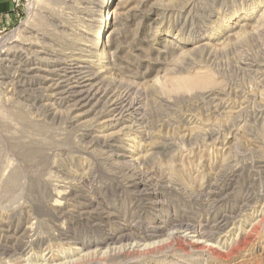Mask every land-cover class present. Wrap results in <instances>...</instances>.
Returning a JSON list of instances; mask_svg holds the SVG:
<instances>
[{
    "label": "rangeland",
    "instance_id": "rangeland-1",
    "mask_svg": "<svg viewBox=\"0 0 264 264\" xmlns=\"http://www.w3.org/2000/svg\"><path fill=\"white\" fill-rule=\"evenodd\" d=\"M12 1L0 264H264V0ZM65 62L91 74L85 108L64 94ZM184 224L212 252L109 240Z\"/></svg>",
    "mask_w": 264,
    "mask_h": 264
},
{
    "label": "bare ground",
    "instance_id": "bare-ground-1",
    "mask_svg": "<svg viewBox=\"0 0 264 264\" xmlns=\"http://www.w3.org/2000/svg\"><path fill=\"white\" fill-rule=\"evenodd\" d=\"M141 13V12H140ZM109 15H110V12H109ZM107 16L106 18H103V25H104V27L102 28V29H98V31H97V33L95 34V37H96V39H97V44L98 43H100V37L101 36H103L102 34L104 33V28L106 27V26H109V25H111V23H112V19H113V13L111 14V16ZM114 20H115V18H114ZM21 43V42H20ZM25 43V42H24ZM102 43V42H101ZM21 45V44H20ZM104 45L106 46V43H104ZM41 48H43V47H41ZM45 48H49V47H45ZM51 48V47H50ZM54 48V47H53ZM52 49V48H51ZM83 50V49H82ZM94 50H101L100 49V47L98 46H96L95 48H94ZM53 51V50H52ZM51 51V52H52ZM58 51V50H57ZM39 52V51H38ZM40 52H42V51H40ZM50 52V53H51ZM67 52V51H66ZM75 52V51H74ZM54 53V52H53ZM63 53H65V52H63ZM68 53V52H67ZM73 53V52H72ZM71 53V54H72ZM84 54V53H83ZM90 54V53H89ZM88 54V55H89ZM42 55V54H41ZM44 55V54H43ZM49 55H51V54H49ZM53 55V54H52ZM62 55V54H61ZM64 55V54H63ZM81 55V54H80ZM87 55V54H86ZM93 55V54H92ZM5 56V55H4ZM59 56V55H58ZM57 56V57H58ZM83 56H85V55H83ZM98 56V55H97ZM28 57V56H27ZM42 57V56H41ZM44 57V56H43ZM48 57V56H47ZM51 57V56H50ZM56 57V56H55ZM86 57V56H85ZM91 57V56H90ZM76 59H77V57H75ZM39 59V58H38ZM48 59V58H47ZM58 59H60V58H58ZM67 59V58H66ZM65 59V60H66ZM86 59H87V57H86ZM91 59V58H90ZM53 60V59H52ZM70 60H71V58H70ZM75 60V59H74ZM78 60V59H77ZM77 60H75V61H77ZM83 60H85V59H83ZM42 61V60H41ZM47 61V60H46ZM73 61V60H72ZM71 61V62H72ZM86 61V60H85ZM40 62V61H39ZM69 62V61H68ZM82 62V61H81ZM95 62V61H94ZM33 63V62H32ZM46 63V62H45ZM53 63V62H52ZM61 63V62H60ZM66 63V62H65ZM85 63V62H84ZM46 65V64H45ZM56 66V65H55ZM25 67V66H24ZM29 67V66H28ZM35 67V66H34ZM89 67V66H88ZM38 68V67H37ZM50 68V67H49ZM90 68V67H89ZM33 69V68H32ZM35 69V68H34ZM45 69V68H44ZM63 69V68H62ZM22 70V69H21ZM30 70V69H29ZM36 70V69H35ZM89 70V69H88ZM43 71V70H42ZM55 71V70H54ZM53 71V72H54ZM57 71V70H56ZM60 71V70H59ZM35 72V71H34ZM62 73H61V75H60V78L62 79V82L64 81H72V85H70V87L68 88V90H67V92L66 93H64V94H67V95H69L70 97H72V99H74V101L76 102L74 105H75V108H83L84 106H86V104H87V101L89 100V101H91V99L89 98V94H88V91H85L84 89L86 88V87H88L90 84H89V81H91V74H90V78L88 77L89 75L87 74V72L86 71H84V67H81V66H75V64H72V63H66V66H65V68H64V70H62L61 71ZM31 73V72H30ZM37 73V72H36ZM54 73H56V72H54ZM90 73H91V71H90ZM39 75V74H38ZM49 75V74H48ZM51 75V74H50ZM24 76V75H23ZM33 76V75H32ZM36 76V75H35ZM52 76V75H51ZM31 77V76H30ZM39 77H41V76H39ZM46 77V76H45ZM94 77V76H93ZM96 77V76H95ZM94 77V78H95ZM100 77V76H99ZM33 78V77H32ZM42 78V77H41ZM98 78V77H97ZM97 78H96V80H97ZM28 79H30V78H28ZM38 79V78H37ZM36 79V80H37ZM43 79V78H42ZM47 79H49V78H47ZM24 80V79H23ZM45 80V79H44ZM57 80V79H56ZM35 81V80H34ZM52 82L54 81L53 79L51 80ZM2 82V81H1ZM37 82V81H36ZM57 82V81H56ZM61 83V82H60ZM66 84V83H65ZM71 84V83H70ZM63 85V84H62ZM13 86V85H12ZM55 86V85H54ZM56 86H57V83H56ZM66 86V85H65ZM57 87H59V86H57ZM63 87V86H62ZM61 87V88H62ZM51 88V87H50ZM52 89H56V87H52ZM51 90V89H50ZM59 90V89H58ZM66 90V89H65ZM84 90V91H83ZM94 90V89H93ZM108 92V91H107ZM106 92V93H107ZM90 93V92H89ZM101 93V92H100ZM106 93H105V95H106ZM129 93V92H128ZM92 94V93H91ZM94 94V93H93ZM63 95V94H62ZM57 96V95H56ZM59 96V95H58ZM94 96H96V95H94ZM100 96H102V95H100ZM63 97V96H62ZM69 97V98H70ZM90 97H91V95H90ZM122 97V96H121ZM94 98V97H93ZM96 98V97H95ZM127 98V97H126ZM64 99V98H63ZM68 99V98H67ZM65 100H66V98H65ZM111 100V99H110ZM113 100V99H112ZM115 100V99H114ZM121 100V99H120ZM125 100V99H124ZM116 101H118L117 99H116ZM115 101H113V103H114ZM124 102H126V101H124ZM72 103V102H71ZM99 103V102H98ZM112 103V102H111ZM122 103V102H121ZM129 103V102H128ZM91 104V103H90ZM93 104V103H92ZM95 104V103H94ZM97 104V103H96ZM72 105V104H71ZM115 105H117V103L116 104H114V106ZM125 105H126V103H125ZM95 106V105H94ZM94 106H92V108L94 107ZM99 106V105H98ZM121 106V105H120ZM119 106V107H120ZM130 106V105H129ZM132 106V105H131ZM97 107V106H96ZM85 108V107H84ZM122 108V107H121ZM107 109V108H106ZM111 109V108H110ZM109 109V110H110ZM128 109V108H127ZM105 110V109H104ZM122 110V109H121ZM135 110V109H134ZM113 111V110H112ZM115 111V110H114ZM117 111V110H116ZM123 111V110H122ZM107 112V111H106ZM119 113V112H118ZM120 113H122L121 111H120ZM133 113V112H132ZM126 114V113H125ZM117 115V114H116ZM121 116V115H120ZM119 116V117H120ZM123 116H124V114H123ZM135 116V115H134ZM125 117V116H124ZM127 117V116H126ZM136 118V117H135ZM118 119H120V118H118ZM138 120V119H137ZM106 142V141H105ZM103 145V144H102ZM107 147V146H106ZM140 176V175H139ZM149 178V177H148ZM136 179V178H135ZM139 179V178H138ZM137 179V180H138ZM150 179V178H149ZM133 180V179H132ZM143 180V179H142ZM141 180V181H142ZM148 180V179H147ZM151 181V180H150ZM150 181H148V182H150ZM132 182V181H131ZM134 183H135V181H134ZM138 183V182H137ZM143 183V182H142ZM145 183H146V181H145ZM131 184V183H130ZM144 184V183H143ZM145 185V184H144ZM144 185H142V186H144ZM149 185V184H148ZM132 186H134L133 187V189H135L136 188V186H137V184L136 185H134V184H132ZM147 187V186H146ZM132 188V187H131ZM152 188V187H151ZM142 189V188H141ZM145 189V188H144ZM150 189V188H149ZM130 190V189H129ZM147 190V189H146ZM146 190H145V192L143 193L144 195H148L149 193H148V191L146 192ZM81 191V190H80ZM141 191V190H140ZM140 191H139V193H140ZM137 192V191H136ZM142 192V191H141ZM150 192H154V191H150ZM158 192V191H157ZM133 193H134V191H133ZM156 193V192H155ZM215 194L216 193H218V191L217 192H214ZM157 194V193H156ZM210 194V193H209ZM80 195V194H79ZM136 195H137V193H136ZM211 195V194H210ZM138 196H140L139 194H138ZM137 196V197H138ZM141 196H142V194H141ZM216 196V195H215ZM136 197V196H135ZM76 198H77V196H76ZM83 198V197H82ZM140 198V197H139ZM142 198V197H141ZM203 198V197H202ZM212 198V197H211ZM91 200V199H90ZM93 200V199H92ZM96 200V199H95ZM94 200V201H95ZM150 200V199H149ZM145 201V200H144ZM147 201V200H146ZM152 201V200H151ZM202 201H204V200H202ZM206 201V200H205ZM212 201V200H211ZM81 202V201H80ZM209 202V201H208ZM78 203V202H77ZM95 203V202H94ZM146 203V202H145ZM149 203V202H148ZM76 204V203H75ZM81 204V203H80ZM89 204V203H88ZM87 205V204H86ZM100 205V204H99ZM153 205V204H152ZM80 206V205H79ZM148 206V205H147ZM85 207V206H84ZM106 207V206H105ZM145 207V206H144ZM107 208V207H106ZM148 208H149V206H148ZM155 208V207H154ZM152 209V208H151ZM103 211V210H102ZM106 211V210H105ZM91 212H93L94 213V211L92 210ZM98 212V211H97ZM168 212V211H167ZM82 213V212H81ZM104 213V212H103ZM102 214V213H101ZM80 215V214H79ZM78 215V216H79ZM91 215V214H90ZM113 216H114V214H113ZM112 216V217H113ZM117 215H115V217H116ZM226 216V215H225ZM82 217V216H81ZM101 217V216H100ZM119 217V216H118ZM224 217V216H223ZM79 218H80V216H79ZM78 218V219H79ZM83 218V217H82ZM169 218V217H168ZM92 219V218H91ZM118 219V218H117ZM193 219V218H192ZM227 219H229V218H227ZM82 220V219H81ZM80 220V221H81ZM85 220H87V218L85 219ZM175 220V219H174ZM187 220V219H186ZM186 220H185V224H186ZM194 220V219H193ZM88 221H90V219H88ZM232 221V220H231ZM79 222V221H78ZM92 222H93V220H92ZM178 222H180V221H178ZM227 222V221H226ZM88 223V222H87ZM114 223V222H113ZM117 223H119L118 221H117ZM170 223V222H169ZM190 223V222H189ZM193 223H195V222H193ZM228 223V222H227ZM100 224V223H99ZM116 224V223H115ZM123 224V223H122ZM167 224H168V222H167ZM184 224V225H185ZM191 224V223H190ZM118 225V224H117ZM128 225V224H127ZM163 225H166V224H163ZM170 225V224H169ZM173 225V224H172ZM176 225V224H175ZM178 225V224H177ZM93 226H94V224H93ZM119 226H121L120 224H119ZM160 226V225H159ZM162 226V225H161ZM168 226V225H167ZM190 226V225H189ZM188 225L186 226H177L176 228H173V229H167V228H162V227H159V228H157L156 227V229L155 230H143L144 232L142 233V234H140V235H123L122 234V236L121 237H117V239H116V237L115 236H113V235H109L110 236V238H109V240L110 241H113L114 242V244H118V243H121V245H122V242H132L135 246H133V247H136V246H140V247H149V246H155V245H157V244H165V242L166 241H161V242H154V243H151V244H146V243H144V240L145 239H153V238H159V237H161V236H167L169 239H172V238H174L175 236H178V235H181V237H184L185 239H187L188 241H189V244L191 245V246H195V247H202L203 249H207V251L208 250H210L211 252H212V250H213V248L214 247H212V245H209V244H211V243H209V244H207L206 242H205V240L203 241L201 238H199V236L198 235H196V234H194L193 232H191V228L194 226H192L191 228L189 227ZM202 226V225H201ZM204 226H206V225H204ZM126 227V226H125ZM169 227V226H168ZM172 227V226H171ZM203 227V226H202ZM201 227V228H202ZM128 228V227H127ZM131 228V227H130ZM133 228V227H132ZM195 228V227H194ZM207 228V227H206ZM211 228V227H210ZM224 228V227H223ZM96 229V228H95ZM151 229V228H150ZM76 230V229H75ZM93 230V229H92ZM108 230V229H107ZM196 230V229H195ZM200 230V229H199ZM223 230V229H222ZM66 231V230H65ZM71 231V230H70ZM111 231V230H110ZM109 231V232H110ZM130 231V230H129ZM209 231V230H208ZM69 232V231H68ZM78 232V231H77ZM123 232V231H122ZM201 232V231H200ZM206 232V231H205ZM217 232V231H216ZM61 233V232H60ZM127 233H129V232H127ZM140 233V232H139ZM191 233H193L194 235H192V236H189ZM204 233V232H203ZM202 233V234H203ZM218 233V232H217ZM216 233V234H217ZM215 234V235H216ZM220 234V231H219V233H218V235ZM201 235V234H200ZM209 235V234H208ZM207 235V236H208ZM223 236L225 235V234H222ZM62 236H63V234H62ZM64 236H66V235H64ZM63 236V237H64ZM107 236H108V234H107ZM108 236V237H109ZM198 236V237H197ZM203 237H205V235L203 236ZM215 237V236H214ZM216 237H218V236H216ZM220 237V236H219ZM65 238V237H64ZM207 238V237H206ZM210 238V237H209ZM213 237H211V239H212ZM72 239V238H71ZM65 240V239H64ZM69 240V239H68ZM166 240V239H165ZM207 240V239H206ZM174 241V240H173ZM208 241V240H207ZM215 241V240H214ZM168 242H169V240H168ZM177 242V241H176ZM176 242H174V243H176ZM147 243H149V242H147ZM171 243V242H170ZM181 243H183V241H181ZM188 243V242H187ZM186 243V244H187ZM73 244H75V243H73ZM112 244V243H111ZM166 244H168L167 242H166ZM178 244V243H177ZM180 244V243H179ZM213 244H214V242H213ZM108 245V244H107ZM182 245H184V244H182ZM20 246V245H19ZM112 246V245H111ZM213 246H217V245H213ZM107 247V246H106ZM219 247V246H218ZM111 248V247H110ZM129 248V247H128ZM139 248V247H138ZM15 249V248H14ZM25 249V248H24ZM78 249V248H77ZM130 249V248H129ZM141 249V248H140ZM219 249V248H218ZM16 250V249H15ZM28 250V249H27ZM100 250V249H99ZM98 250V251H99ZM135 250V249H134ZM220 250V249H219ZM10 251V250H9ZM12 252H14V251H12ZM16 252V251H15ZM14 252V253H15ZM10 253V252H9ZM216 253V252H215ZM44 255V254H43ZM43 255H41L42 257H43ZM216 255V254H215ZM45 258V257H44Z\"/></svg>",
    "mask_w": 264,
    "mask_h": 264
},
{
    "label": "crops",
    "instance_id": "crops-1",
    "mask_svg": "<svg viewBox=\"0 0 264 264\" xmlns=\"http://www.w3.org/2000/svg\"><path fill=\"white\" fill-rule=\"evenodd\" d=\"M18 11L12 0H0V30H5L17 22Z\"/></svg>",
    "mask_w": 264,
    "mask_h": 264
}]
</instances>
